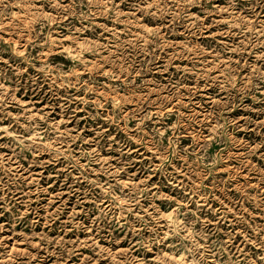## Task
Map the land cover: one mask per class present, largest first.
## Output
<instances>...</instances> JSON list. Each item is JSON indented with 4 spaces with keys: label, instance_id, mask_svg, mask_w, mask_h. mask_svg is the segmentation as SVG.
<instances>
[{
    "label": "rangeland",
    "instance_id": "obj_1",
    "mask_svg": "<svg viewBox=\"0 0 264 264\" xmlns=\"http://www.w3.org/2000/svg\"><path fill=\"white\" fill-rule=\"evenodd\" d=\"M0 264H264V0H0Z\"/></svg>",
    "mask_w": 264,
    "mask_h": 264
}]
</instances>
